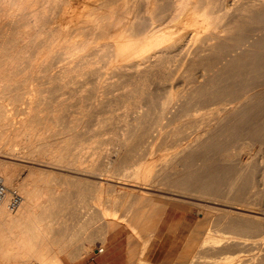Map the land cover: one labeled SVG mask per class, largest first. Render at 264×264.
<instances>
[{
	"label": "bare ground",
	"instance_id": "1",
	"mask_svg": "<svg viewBox=\"0 0 264 264\" xmlns=\"http://www.w3.org/2000/svg\"><path fill=\"white\" fill-rule=\"evenodd\" d=\"M238 131L264 132V0H0V176L21 197L0 264L85 260L119 227L157 244L135 264H264V153L235 160ZM172 202L202 216L173 236Z\"/></svg>",
	"mask_w": 264,
	"mask_h": 264
},
{
	"label": "rangeland",
	"instance_id": "2",
	"mask_svg": "<svg viewBox=\"0 0 264 264\" xmlns=\"http://www.w3.org/2000/svg\"><path fill=\"white\" fill-rule=\"evenodd\" d=\"M75 6H77V9L79 10V11H81L82 9H83V6L82 5H79V4H76ZM59 60V58H57V59H55V61H56V63L54 64V66H53V69H52V73H55V72H57L59 69V67H57V66H61L60 64H63V63H65V61L64 60H61L60 62L58 61ZM57 61H58V63H57ZM62 62V63H61ZM56 65V66H55ZM101 72L103 73H101V76H100V82H102L103 83V85H105V84H107V83H109V82H111V81H113V79L110 77V75L108 74V72H110L109 70H106V69H101ZM103 75V76H102ZM109 81V82H108ZM107 82V83H106ZM182 85H184V83H182ZM71 88L70 89H73V88H75V87H77L76 85H69ZM85 87H82V88H87L88 86H90L89 84L87 85V87H86V85H84ZM180 87V89H185V85L184 86H179ZM182 87V88H181ZM79 88V87H78ZM117 88V89H116ZM116 88L114 87L113 88V90L111 89L110 91H111V93L109 92L107 95L108 96H106V98H112L113 96L112 95H114V96H116L117 95V93L119 94L121 91H122V89L118 86H116ZM120 88V89H119ZM117 90V91H116ZM120 91V92H119ZM113 92V93H112ZM115 93V94H114ZM110 94V95H109ZM101 95V94H100ZM64 97H66V95L64 96ZM99 99H102L101 97L99 98ZM98 99V100H99ZM174 107H175V105H173ZM173 106H170V108H169V110L170 111H173L174 110V107ZM209 108H213V106H210ZM116 111V112H115ZM114 111V115H116V116H118V115H120L121 113H122V109H118V110H115ZM204 111V110H203ZM203 111H200L199 113L201 114ZM135 114H131L130 116H129V118L130 117H133ZM166 120H164V122H165ZM208 121L210 122V121H212V122H210V123H213L214 121L212 120V118H209L208 119ZM93 121H91V123L89 122V125H93V123H92ZM91 126H89V128H91ZM88 127V126H87ZM88 130V129H87ZM86 130V135H88L89 133V130L87 131ZM196 131H200L201 133H203V126L202 125H200L199 127H198V129L196 128L195 129ZM194 130V131H195ZM194 131H190V135H191V137L194 135ZM241 134V132H236V133H234L232 136H230L229 138H228V140H226V142H225V144H223V149H231L232 151H239V148H240V146L242 145V144H244V142H245V144H249L250 145V147L247 149V150H245V151H243V152H241L240 153V156L239 157H237V158H235V160H240L241 162V164H244L245 162L244 161H247V160H250L251 158H254V159H257V160H259L260 159V155H263V153H264V132L262 133L263 135L260 137V134L258 135V133H254V134H250V136L249 135H247L246 136V134L245 135H243L244 133H242V135H240ZM235 135V136H234ZM254 135V136H253ZM110 136L109 134H106V135H104L103 136V138H105V139H107L108 137ZM246 136V137H245ZM250 137V138H249ZM243 138V139H242ZM261 138V139H260ZM259 139H260V141H259ZM257 141H259V142H257ZM261 141H262V143H261ZM259 143V144H258ZM227 146V147H226ZM230 146V147H229ZM255 148V149H254ZM110 148L108 147V153L110 152ZM235 151V152H236ZM253 152V153H252ZM248 154V155H247ZM256 154V155H255ZM111 155V154H110ZM252 155V156H251ZM19 156V155H18ZM243 158V159H242ZM242 159V160H241ZM238 160V161H239ZM238 161H236V162H238ZM236 162H234L235 164H237ZM234 164V165H235ZM37 167H40V168H43L42 166H37ZM45 169H48V170H53V171H57L56 169H54V168H52V167H44ZM259 179V178H258ZM256 180V182H255V185H254V187L253 188H251L252 189V191H251V189H250V191H251V193H250V191H249V193L247 192V196L246 197H248L249 199H250V197H251V200L253 199V198H255V197H257L258 195V193H259V191L261 190V189H263L264 188V182L263 181H261L260 179L259 180ZM263 183V184H262ZM262 185H263V188H262ZM118 188H119V186H118ZM257 193V194H256ZM249 194V195H248ZM172 208H175V210L173 211V213L171 214V219H173L174 220V222H173V224H171L170 226H169V234H171L172 236L173 235H175L177 232H178V229H179V227H180V224L181 223H185V221H189L190 223H194L195 221H196V219L198 220V218L197 217H202V216H197V209L194 207V206H189V205H178V204H176V203H171L170 204V211L172 210ZM84 217H85V215H84ZM170 219V220H171ZM187 227L189 228L190 227V225L189 224H187ZM161 229H162V227H161ZM115 234H116V237H115V240H114V244H112V246H110L111 247V254H113L112 256L114 257V256H117L116 258L118 259H116L115 258V261L113 260V262H114V264L116 263V264H135L136 263V261H137V258H138V256L140 255V252L143 250V252H142V254L143 255H145V257L148 259H150L151 257H152V255H153V253H154V251H155V249L157 248L156 247V245L157 244H155L153 247H152V251H151V248L150 247H147L146 249H143V247H142V245L140 246L139 245V241L137 240V241H135L133 244H132V246L131 247H127L126 246V236H127V230H125V229H123L122 227L120 228H118V230L116 229V232H115ZM183 236V235H182ZM182 236H179L178 238H175L176 240H177V242H179L180 240H182L185 236H186V234L182 237ZM168 241H167V243L169 244L170 243V239L169 238H166ZM166 244V243H165ZM115 246V247H114ZM166 246H167V244H166ZM165 246V247H166ZM97 247H95V249H96ZM140 251H139V250ZM114 252V253H113ZM138 253H139V255H138ZM149 253H150V256H149ZM130 254H131V256H130ZM138 255V256H137ZM143 255H141L142 257H144ZM132 257V258H131ZM95 257H94V254L92 253V252H90L88 255H87V257H86V259L85 260H90V259H94ZM129 259V260H128ZM151 259H153V258H151ZM77 261V260H76ZM80 261H82V260H80ZM153 261H154V259H153ZM75 262V260L73 261V260H70V259H65V264H72V263H74ZM93 262V261H92Z\"/></svg>",
	"mask_w": 264,
	"mask_h": 264
},
{
	"label": "crops",
	"instance_id": "3",
	"mask_svg": "<svg viewBox=\"0 0 264 264\" xmlns=\"http://www.w3.org/2000/svg\"><path fill=\"white\" fill-rule=\"evenodd\" d=\"M110 249H111V247H106L105 252H103L100 255H98L97 253H94V257H95L94 259H90V260L87 259V260H82V261H75L72 264H114L113 260L115 261V258L117 256H114L113 257L112 256L113 254H111L112 252H111ZM64 263H65V259H64Z\"/></svg>",
	"mask_w": 264,
	"mask_h": 264
},
{
	"label": "built area",
	"instance_id": "4",
	"mask_svg": "<svg viewBox=\"0 0 264 264\" xmlns=\"http://www.w3.org/2000/svg\"><path fill=\"white\" fill-rule=\"evenodd\" d=\"M7 197L9 198V202H8L9 210L11 211L15 210L21 202V197L19 196L18 193L14 191L8 193L6 187L3 184V180L0 176V205L4 202V200Z\"/></svg>",
	"mask_w": 264,
	"mask_h": 264
}]
</instances>
